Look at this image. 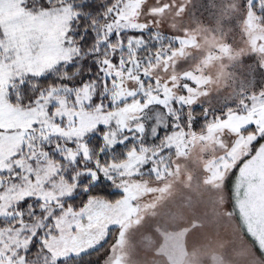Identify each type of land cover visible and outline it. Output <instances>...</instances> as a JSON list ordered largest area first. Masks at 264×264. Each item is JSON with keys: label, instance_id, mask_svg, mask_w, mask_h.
I'll list each match as a JSON object with an SVG mask.
<instances>
[{"label": "snow or ice", "instance_id": "obj_1", "mask_svg": "<svg viewBox=\"0 0 264 264\" xmlns=\"http://www.w3.org/2000/svg\"><path fill=\"white\" fill-rule=\"evenodd\" d=\"M261 6L264 0H246L241 33L264 69V27L258 23L264 18L257 14ZM171 7L177 16L186 11L185 5L169 3L149 7L148 0H111L97 8L104 23L97 35L92 19L95 40L89 52L97 57L98 75L72 85L49 84L25 99L9 91L17 81L23 85L25 77L46 78L61 66L70 68L80 55L71 33L73 20L79 21L82 13L67 0H39L38 7L29 0H0V216H15L11 225H0V264H61L70 256L99 252L110 237L113 244L105 253L115 251L140 214L137 201L143 197L133 185L143 183L136 179L141 169L150 166L156 180L155 186L145 185L144 195L167 193L170 185L161 181L173 172L164 153L174 151L177 161L182 160L195 140L214 144L218 155L199 169L195 187L192 175L187 186L207 196L217 221H235L244 264H264V88L240 100L238 108L210 116L200 98L208 95L211 78L193 70L179 77L154 76L161 62L167 71L169 61L191 46L185 28L175 35L179 47L170 55L157 50L155 63L146 65L137 59L144 43L139 33L152 22L141 20V14L157 17ZM218 50L233 60L241 55L227 41ZM225 75L218 73L217 80ZM59 79L69 81L71 76L63 71ZM152 105H159L166 118L158 113L149 130L141 114ZM149 131L155 145L140 142ZM88 133L95 134L94 145L86 140ZM50 137L60 138L56 152L76 167L70 175H64L60 161L43 147ZM106 149L119 152L120 159L101 160ZM251 201L255 207L249 206ZM158 206L146 207L155 215ZM121 207L126 211L112 212ZM142 223L143 218L135 220L137 227ZM109 259L101 253L99 264Z\"/></svg>", "mask_w": 264, "mask_h": 264}, {"label": "rangeland", "instance_id": "obj_2", "mask_svg": "<svg viewBox=\"0 0 264 264\" xmlns=\"http://www.w3.org/2000/svg\"><path fill=\"white\" fill-rule=\"evenodd\" d=\"M163 3L185 5L186 11L177 16L176 7H171L157 17L150 18L142 13L140 19L151 20L150 28L174 37L187 28L191 46L169 61L167 71L161 62L153 72L154 76L166 79L173 73L179 77L182 72L193 70L197 75L211 78L212 83L206 88L208 95L200 98V106H207L209 112L221 110L227 104L239 106L240 100L264 88V69L259 67L258 58L250 53L241 33L246 0H148L149 7ZM252 30L257 31L255 27ZM225 41L232 51L241 52L239 58L220 56L218 46L224 45ZM221 72L227 75L217 80ZM158 113L161 119L166 118L159 105H152L141 114L149 130L156 123ZM261 113L264 115V109ZM153 140L150 131L143 138L144 142ZM216 155L218 150L214 144L200 140L187 146L184 159L177 161L174 154L173 174L161 181L162 186L170 185L167 193L144 195L145 185L155 186L156 180L137 177L143 182L138 188L133 185V191L143 197L137 201L140 214L133 218L115 251L102 252L110 257L107 264H115L117 259L120 264H244L239 256L240 240L235 221H217L207 196L199 195L187 186V177L192 175L195 187L200 178L199 169ZM153 203L159 205L155 215L151 207H146ZM249 206L255 207V201ZM125 211L123 207L112 210L116 215ZM0 217L5 218L0 225H11L15 220V216ZM140 218L143 223L137 227L135 220ZM112 244L113 240L105 249Z\"/></svg>", "mask_w": 264, "mask_h": 264}, {"label": "trees", "instance_id": "obj_3", "mask_svg": "<svg viewBox=\"0 0 264 264\" xmlns=\"http://www.w3.org/2000/svg\"><path fill=\"white\" fill-rule=\"evenodd\" d=\"M68 3L72 4V6L76 9H79L82 13V15L79 18V21L73 20L72 23V33L71 35L74 37L76 42L79 44L80 47V55L75 57L74 63L70 68H64L63 66L56 69L55 73H47L45 74L46 78L43 79H36L34 77H25L23 85L19 83V81L16 82V88L15 89H9L10 92L13 94L15 92H19L22 97L25 99L28 96L33 95L34 93H38L41 89L46 88L49 84H55L57 82L59 83H68L69 85H72L74 81H79L83 78H92L98 75V73L95 71V64L97 57L89 52L90 48H94V40L95 37L92 33L93 25L91 24L92 19L96 20L95 28L97 29V35L99 34L100 25L104 23V18L99 15V13L96 11L97 8H103L104 5L111 2V0H67ZM29 4L32 7H38L39 6V0H29ZM253 7H256L253 5ZM257 14L264 18V6H261L257 9ZM261 24H264V19H261L259 21ZM85 27H87V31H85ZM154 33H158V36L154 37ZM121 35H124L122 32ZM140 36H142L144 43L139 47V49L136 52L137 59L141 61L142 65H146L149 60H152L153 63H155V53L157 50L160 51L161 55L171 54V50L174 48H178V44L176 40L174 39V36L167 34L165 32H162L159 29L156 28H150L142 33H139ZM81 37H83L81 39ZM127 37L125 36V39ZM106 50L105 45H101V54ZM123 52H127V49H123ZM91 68L92 72L90 73L88 69ZM63 71H67L69 75L71 76V80L69 81H63L59 79V74ZM15 97L13 96V99ZM173 104H175V101H173ZM239 106L235 104H227L224 105L221 110L227 109V108H238ZM181 111H184V109H178ZM217 111V110H216ZM216 111L209 112V115H214ZM194 116L200 115L198 112H193ZM86 140L90 145H94L96 143V137L94 133H88L86 136ZM59 137H50L49 141L47 143L43 144V147L45 150L49 152L51 156L58 159L62 165V168L64 170V175H70L72 172L76 171V167L73 166L70 162L65 161L55 150V144L60 143ZM141 143L148 144V145H155L156 141L153 140L151 142H144L143 140L140 141ZM166 160L165 162L169 164V166L172 168V159L174 156V151L172 154L166 152L164 153ZM109 158L113 160L120 159V153L108 150L106 149L104 154L101 156V160L107 161ZM79 163V162H78ZM150 166H145L141 169V172L143 173L140 177H145L146 179L155 180L149 171ZM104 187L103 184L98 185V188ZM37 205L33 203V208H36ZM26 217H27V209H25ZM2 220H5L4 217H0V224ZM115 235V230L113 231V237ZM113 240L112 237H110L109 241L104 245L103 248L97 251H92L85 253L79 257L76 256H70L68 258H65L62 260L61 264H99V256L100 254L105 250V248L111 243ZM38 247V244L36 245ZM35 251V248H34ZM32 258V254H29V259Z\"/></svg>", "mask_w": 264, "mask_h": 264}]
</instances>
